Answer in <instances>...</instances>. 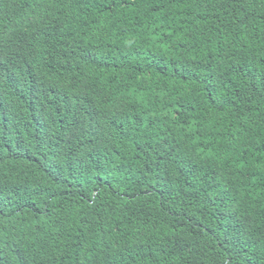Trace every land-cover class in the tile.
<instances>
[{"label":"trees","instance_id":"obj_1","mask_svg":"<svg viewBox=\"0 0 264 264\" xmlns=\"http://www.w3.org/2000/svg\"><path fill=\"white\" fill-rule=\"evenodd\" d=\"M0 264H264V0H0Z\"/></svg>","mask_w":264,"mask_h":264}]
</instances>
